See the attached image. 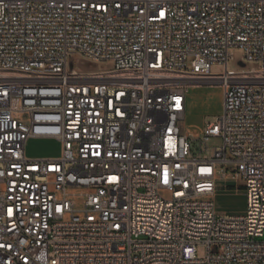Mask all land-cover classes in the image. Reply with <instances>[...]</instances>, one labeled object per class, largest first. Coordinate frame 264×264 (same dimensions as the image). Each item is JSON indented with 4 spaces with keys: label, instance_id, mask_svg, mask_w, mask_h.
<instances>
[{
    "label": "built area",
    "instance_id": "2783aa9c",
    "mask_svg": "<svg viewBox=\"0 0 264 264\" xmlns=\"http://www.w3.org/2000/svg\"><path fill=\"white\" fill-rule=\"evenodd\" d=\"M232 47L261 67L227 71ZM185 79L222 88L196 136ZM228 181L242 214L214 209ZM0 264H264V0H0Z\"/></svg>",
    "mask_w": 264,
    "mask_h": 264
},
{
    "label": "rangeland",
    "instance_id": "374dc122",
    "mask_svg": "<svg viewBox=\"0 0 264 264\" xmlns=\"http://www.w3.org/2000/svg\"><path fill=\"white\" fill-rule=\"evenodd\" d=\"M230 56L226 64L227 71H248V70H258L261 67L259 61L247 60L244 56V50L240 47H232L228 49ZM242 61L245 66L241 67L238 62ZM67 67L74 69L78 73L90 74V73H104L111 72L114 69V63L112 60H93L79 52H70L66 57ZM189 64L187 69H189ZM225 69L224 64H213L210 71L214 74L220 73ZM184 81H194L201 83L200 88L210 89L213 94H215L220 87L218 82L209 83L207 80H196V79H185ZM206 81V83H205ZM212 82V81H211ZM185 85L184 83H182ZM187 89V102H186V116H191L193 121H195L197 127H202L208 123L214 121V111L215 102L214 100L210 103V107L205 104V97L202 96L201 99L193 102L191 99L192 87L190 85H185ZM198 97H201L200 93L196 92ZM214 97V96H213ZM216 99V96L213 98ZM221 107V105H220ZM47 138H30L25 147L26 155L29 157L34 156H58L61 150L60 142L55 139ZM200 139L193 140L190 138L191 142V152L194 155H198L199 158H208L212 155L213 147L218 145V140L210 139L206 141V145L200 143ZM207 146V148H205ZM218 186L217 193L214 199V209L217 214H242L246 209V196L242 184L237 181L228 182H217ZM212 251L215 249L212 247Z\"/></svg>",
    "mask_w": 264,
    "mask_h": 264
},
{
    "label": "bare ground",
    "instance_id": "6f19581e",
    "mask_svg": "<svg viewBox=\"0 0 264 264\" xmlns=\"http://www.w3.org/2000/svg\"><path fill=\"white\" fill-rule=\"evenodd\" d=\"M207 81H209V83L217 82V81H213V80H207ZM197 82H199V81H197ZM197 82L184 81V80L181 81V83H184L185 85H190L192 87H195V89L194 88L192 89V93H191V99L193 102L197 101L198 99H201L202 96H204L206 106L210 107V103L214 100V102L216 103L214 111L216 112V114H218L220 111V105H221V95H222L221 86L218 84L220 87L218 88L217 92L215 94H213L211 92V90L208 88L207 89L206 88L205 89L200 88V87H202L201 83H197ZM205 83H206V81H205ZM196 92L200 93L201 97H198L196 95ZM213 96L214 97L216 96V99H213L214 98ZM182 127H183V130L185 131V133H191L195 136L201 131V127L200 128L197 127L195 121H193V118L191 116L185 115V120L183 121ZM49 139H52V138H49Z\"/></svg>",
    "mask_w": 264,
    "mask_h": 264
},
{
    "label": "water",
    "instance_id": "95a60500",
    "mask_svg": "<svg viewBox=\"0 0 264 264\" xmlns=\"http://www.w3.org/2000/svg\"><path fill=\"white\" fill-rule=\"evenodd\" d=\"M238 64H239L241 67H244V66H245V64L242 63V62H238Z\"/></svg>",
    "mask_w": 264,
    "mask_h": 264
},
{
    "label": "crops",
    "instance_id": "0c3cea01",
    "mask_svg": "<svg viewBox=\"0 0 264 264\" xmlns=\"http://www.w3.org/2000/svg\"><path fill=\"white\" fill-rule=\"evenodd\" d=\"M34 157H53V156H34Z\"/></svg>",
    "mask_w": 264,
    "mask_h": 264
}]
</instances>
